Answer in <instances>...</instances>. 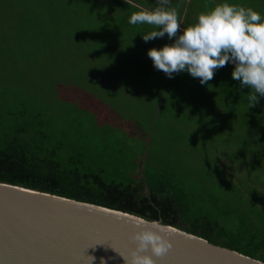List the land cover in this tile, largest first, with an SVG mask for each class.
Segmentation results:
<instances>
[{
	"label": "rangeland",
	"instance_id": "obj_1",
	"mask_svg": "<svg viewBox=\"0 0 264 264\" xmlns=\"http://www.w3.org/2000/svg\"><path fill=\"white\" fill-rule=\"evenodd\" d=\"M67 1L0 0L1 103L44 101L62 129L67 122L79 121L85 137L81 144L95 149L99 164L105 172H113V179L136 180L142 171L149 187L159 180L172 184L191 209L207 214L212 213L209 199H216L221 207L214 213H223L217 219L227 229L246 232L251 225L254 228L248 227L247 232L257 235L254 241H264V218L257 219L262 210L257 198L264 195V96L248 107L251 90L241 88L232 70L223 68L229 102L211 91L213 107L198 112L196 104L187 103L194 90L185 92V103L178 101L183 94L176 90L177 84L183 82L172 83L170 93L157 90L159 84L151 80V72L157 69L137 49L127 53L131 62L125 69L115 63L100 66L106 61L85 52L97 46L98 38L91 37H101L109 49L108 33L100 31L96 17L103 8L90 9L89 4L77 2L70 6ZM219 2L192 1L180 21L185 26L194 23L206 5ZM154 5L153 1L145 8ZM258 5L264 16V0ZM108 15L105 20L110 22L113 16ZM171 42L167 37L158 45ZM64 57L71 62L68 67L62 66L67 63ZM174 93L176 100L171 98ZM225 108L234 109V116ZM221 121H231L230 128L224 130ZM253 255L264 259L261 252Z\"/></svg>",
	"mask_w": 264,
	"mask_h": 264
},
{
	"label": "trees",
	"instance_id": "obj_2",
	"mask_svg": "<svg viewBox=\"0 0 264 264\" xmlns=\"http://www.w3.org/2000/svg\"><path fill=\"white\" fill-rule=\"evenodd\" d=\"M46 1L38 3L46 4ZM153 1L156 4V0H146L144 4L149 6ZM75 2L87 3L90 9L103 8L104 14H97L96 17L100 19V31L108 33L109 49L101 41V37H91L98 38L97 46L92 51H84L96 60L106 61L100 66L115 63L119 69H125L128 62H131L127 53L131 54L137 49L139 54H145L144 57L141 56L142 59L146 56L149 58L148 49L152 45L160 48L158 41L167 40L165 34L157 42L146 43L141 35L149 31L150 27L129 24L130 15L138 10L135 6L145 7L141 0H68L66 3L71 6ZM171 3L178 6L180 16L184 0H171ZM108 14L113 16L110 22L105 20L110 18ZM184 26L182 21L181 28ZM83 36L90 38L89 34ZM73 41L81 42L75 38ZM100 45L103 47L99 48ZM64 60L67 63L62 66L68 67L71 64L69 58L64 57ZM233 67V64L228 63L225 67L215 70L214 78L207 85H202L198 78H193L187 72L174 73L173 78H168L163 72L154 70L151 72V80L153 84H159L157 90L160 93H170L169 86L173 85L172 83L183 82L181 85L177 84L179 88L176 90L181 89L183 94L178 101L185 103V92L194 90L187 103L193 102L197 105L198 112H201L205 106L213 107L211 91L218 92L219 97L222 95L225 103L229 102L228 76H222L221 70L226 68L229 71ZM149 69L153 70L150 65ZM171 98L176 100V94L171 95ZM225 111L234 116V109L225 108ZM231 123L221 121L219 125L227 130ZM59 125L54 112L51 113L44 101L26 104L24 101L15 100L7 106L0 101V182L118 209L176 227L184 223L186 226L182 228L187 232L264 262V259L253 255L258 252L264 254V241H254L257 235L247 232L248 227H254L246 226V232L242 229H227L225 224L217 219V215H220L221 219L223 213H214L216 208L221 207L218 200L209 199L212 203V213L207 214L208 211L191 209L187 201L176 195L177 189L172 184L159 180L149 187L142 171L136 180L117 181L113 179V172H105L101 167L98 154L94 153L95 149H87L82 145L85 137L79 127V121L65 123L64 129ZM258 199L262 202L259 203L262 210L257 209L260 210L257 219L261 220L264 218V195ZM197 206L202 208L201 204ZM262 227L264 231V222Z\"/></svg>",
	"mask_w": 264,
	"mask_h": 264
},
{
	"label": "water",
	"instance_id": "obj_3",
	"mask_svg": "<svg viewBox=\"0 0 264 264\" xmlns=\"http://www.w3.org/2000/svg\"><path fill=\"white\" fill-rule=\"evenodd\" d=\"M145 220L163 229L173 245L152 257L156 264H264L160 220L5 182L0 264H125L120 255L131 256V235Z\"/></svg>",
	"mask_w": 264,
	"mask_h": 264
},
{
	"label": "clouds",
	"instance_id": "obj_4",
	"mask_svg": "<svg viewBox=\"0 0 264 264\" xmlns=\"http://www.w3.org/2000/svg\"><path fill=\"white\" fill-rule=\"evenodd\" d=\"M135 7L138 10L128 22L150 27L141 35L146 43L165 34L172 41L147 51L153 66L168 78L186 71L207 85L215 70L231 63L232 78L240 82L241 88L251 90L248 107L258 103V96H264V16L254 8L221 0L211 7L206 5L194 23L181 28L178 6L171 0H156L150 8ZM135 227L131 256L119 254L125 264H156L152 257H161L173 247L158 225L145 220Z\"/></svg>",
	"mask_w": 264,
	"mask_h": 264
},
{
	"label": "crops",
	"instance_id": "obj_5",
	"mask_svg": "<svg viewBox=\"0 0 264 264\" xmlns=\"http://www.w3.org/2000/svg\"><path fill=\"white\" fill-rule=\"evenodd\" d=\"M192 1H195V0H184L185 3L182 5L183 8H182L181 14H183L184 10H187V2L193 4ZM231 1H233V0H231ZM258 2H259V0H240L236 4H241V5H244L246 7L250 6L260 13V11L258 10L259 9L258 8V6H259ZM180 18H181V15L179 16V19Z\"/></svg>",
	"mask_w": 264,
	"mask_h": 264
}]
</instances>
